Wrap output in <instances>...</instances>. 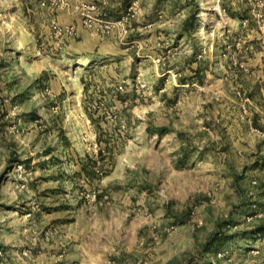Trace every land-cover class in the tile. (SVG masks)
Instances as JSON below:
<instances>
[{"label":"rangeland","instance_id":"obj_1","mask_svg":"<svg viewBox=\"0 0 264 264\" xmlns=\"http://www.w3.org/2000/svg\"><path fill=\"white\" fill-rule=\"evenodd\" d=\"M0 264H264V0H0Z\"/></svg>","mask_w":264,"mask_h":264},{"label":"built area","instance_id":"obj_2","mask_svg":"<svg viewBox=\"0 0 264 264\" xmlns=\"http://www.w3.org/2000/svg\"><path fill=\"white\" fill-rule=\"evenodd\" d=\"M89 8L91 10H95L96 9V5L92 4L91 6H89ZM55 31L57 32V35H63V34H72L75 31V27L73 25H67V26H62V25H55L54 26Z\"/></svg>","mask_w":264,"mask_h":264},{"label":"trees","instance_id":"obj_3","mask_svg":"<svg viewBox=\"0 0 264 264\" xmlns=\"http://www.w3.org/2000/svg\"><path fill=\"white\" fill-rule=\"evenodd\" d=\"M179 218H180L179 220H180L181 222H185V221H186V220H185L184 218H182V217H179ZM258 232H259V231H258ZM258 232H255L254 235H257ZM222 236H223V235H222ZM218 238H221V239H215L214 241H213V240H212V241H211V240L208 241V242H207V248H208V249H211V248L214 249V247H215L214 245L217 244L216 242H219V243L223 244L225 238H224V237L222 238L221 236L218 237ZM215 249H216V251H217L219 248L216 247Z\"/></svg>","mask_w":264,"mask_h":264}]
</instances>
